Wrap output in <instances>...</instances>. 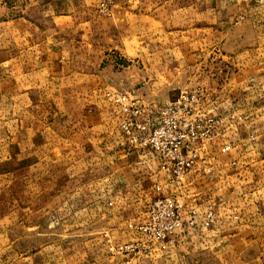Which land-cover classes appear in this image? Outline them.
<instances>
[{
	"label": "rangeland",
	"instance_id": "obj_1",
	"mask_svg": "<svg viewBox=\"0 0 264 264\" xmlns=\"http://www.w3.org/2000/svg\"><path fill=\"white\" fill-rule=\"evenodd\" d=\"M36 1L0 0V69L28 32L69 40L72 74L0 75V264H264V0ZM22 16L43 28H21ZM186 89L216 96L257 137L215 178L229 217L175 247L119 253L159 174L111 158L118 113L106 94L160 106Z\"/></svg>",
	"mask_w": 264,
	"mask_h": 264
},
{
	"label": "built area",
	"instance_id": "obj_2",
	"mask_svg": "<svg viewBox=\"0 0 264 264\" xmlns=\"http://www.w3.org/2000/svg\"><path fill=\"white\" fill-rule=\"evenodd\" d=\"M103 1L100 5L105 6L109 0ZM106 98L119 113V147L127 155L134 153L138 159L155 162L159 174L143 222L131 226L136 240L116 246L115 251L135 254L159 244L175 247L196 230L229 217L230 200L222 199V184L215 178L246 156L244 141L256 144L257 137L247 132L248 122L242 114L224 111L218 98L205 89L180 91L160 106L146 105L124 93L108 92ZM238 146L242 154L218 168L216 158Z\"/></svg>",
	"mask_w": 264,
	"mask_h": 264
},
{
	"label": "crops",
	"instance_id": "obj_3",
	"mask_svg": "<svg viewBox=\"0 0 264 264\" xmlns=\"http://www.w3.org/2000/svg\"><path fill=\"white\" fill-rule=\"evenodd\" d=\"M37 3H39L38 0L35 2V4ZM15 22L16 24H18L19 22L22 25L21 28L24 29H27V27L32 28L33 30L43 28L42 25L36 23L37 22L36 20L26 19L24 16L17 18ZM45 28L48 27L46 26ZM26 34H28V32L27 33L20 32L19 35L17 34L15 36L16 46L17 48H19V51H17V53L15 52L13 56L14 59H11L12 60L11 63L13 64L12 69L10 68L11 65L8 64V66L5 69L2 68L0 69V75H4V76L11 75L14 77H34V76L45 77L52 75H57V76L65 75L66 73L70 72V71L67 72V69H64V64L65 61L67 60L64 58V54H63L64 51H63V47L61 46V44H66V42H69V40L64 39L65 37L56 38L55 36H53V34L45 38L35 36L33 33L28 34L29 36L27 37ZM69 74L72 73L70 72ZM174 98L175 95H173L169 101L173 100ZM169 101H167V103ZM117 120L119 121V113ZM119 137H120V132L118 126V133L116 135V140L114 142L113 147H111L112 149L111 158L120 160V162L124 166L127 163H131V162L133 163L136 160H138L136 154L133 153L127 155L119 147L118 145ZM241 154H242L241 147L238 146L229 155L227 156L220 155L219 157H217L215 160L216 166L218 168H224L226 167L228 160L236 159ZM222 199H226V197L222 196ZM258 211L260 212V214L264 213V201H261L259 203ZM247 235H249V233L244 234V236Z\"/></svg>",
	"mask_w": 264,
	"mask_h": 264
}]
</instances>
